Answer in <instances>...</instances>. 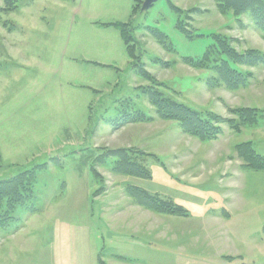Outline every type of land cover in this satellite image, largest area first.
<instances>
[{
	"label": "rangeland",
	"instance_id": "1",
	"mask_svg": "<svg viewBox=\"0 0 264 264\" xmlns=\"http://www.w3.org/2000/svg\"><path fill=\"white\" fill-rule=\"evenodd\" d=\"M12 1L0 12V180L45 166L25 206L0 209L10 216L0 226V264H264V171L237 149L252 141L264 156V64L238 66L248 76L232 89L216 79V53L203 67L186 61L202 59L214 34L264 53L252 17L222 13L216 0H139L135 16L136 0ZM115 22L127 23L138 58ZM153 88L218 116L222 134L201 140L160 118ZM244 108L256 110L257 125L241 122ZM136 111L151 120L115 128ZM119 149L150 177L117 173ZM131 187L190 215L147 210Z\"/></svg>",
	"mask_w": 264,
	"mask_h": 264
},
{
	"label": "trees",
	"instance_id": "2",
	"mask_svg": "<svg viewBox=\"0 0 264 264\" xmlns=\"http://www.w3.org/2000/svg\"><path fill=\"white\" fill-rule=\"evenodd\" d=\"M216 1L222 13L232 11L236 16L249 14L256 27L264 31V0ZM12 2V0H5L6 7H0V12L10 8ZM138 4L139 0H136L133 7V14L137 12ZM174 8V11H178L177 8ZM113 25L120 30L131 60L138 58L139 55L132 44V40L126 34L125 28L127 23L115 22ZM177 27L191 38L190 31L186 29L183 24L178 22ZM151 31L155 39L164 47L170 48L168 36L165 33L158 29ZM213 40V46L206 50L202 59L194 60L192 58H186V61L192 63L194 66L203 67L205 63L211 60L212 54L216 53L218 59L216 60V65L213 67L218 75L216 79H219L228 88L236 89L240 87V85H243L247 79L248 75L238 69V66L244 65L252 67L264 64V53L258 50L248 49L245 52L237 51L236 48L231 45L228 38L217 34L213 35ZM134 65L138 74H141L144 78H148L149 75L144 72L143 69L140 70V66L137 68L138 64L136 62ZM146 92L150 103L156 108L158 116L162 119L178 121L187 133L205 141L217 139L218 136L222 134V129L218 125L221 120L218 116L208 114L204 117L199 111L172 100L157 89L153 88L149 91L146 89ZM240 117L241 122L247 125H257L258 123L257 112L254 109L244 108L240 110ZM150 120L151 118L142 111L125 112L121 116L119 122L115 123V128L129 123H139ZM237 149L239 156L245 161L247 167L258 171H264V156L254 149L252 141L240 143ZM112 155L118 158L114 166V170L117 173L143 178L150 177L149 169L141 162L134 161L124 150L119 149L114 151ZM44 166L45 165H39L34 170H26L10 179L0 180V209L6 205L8 211H14L18 206H25L32 198V185L36 182V171L38 168ZM128 192L136 204L147 209L149 208L153 211L169 215L184 217L190 215L189 211L184 206L176 203L174 200L149 193L141 187H131ZM8 219H10L9 215H4V217L0 216V226L5 227Z\"/></svg>",
	"mask_w": 264,
	"mask_h": 264
},
{
	"label": "crops",
	"instance_id": "3",
	"mask_svg": "<svg viewBox=\"0 0 264 264\" xmlns=\"http://www.w3.org/2000/svg\"><path fill=\"white\" fill-rule=\"evenodd\" d=\"M61 1V0H60ZM75 1V0H74ZM117 28V27H116ZM118 29V28H117ZM119 30V29H118ZM119 32H120V30H119ZM120 36L122 37V35H121V32H120ZM123 39V38H122ZM123 42H124V40H123ZM125 43V42H124ZM148 210V209H147ZM227 217V216H226ZM258 249H257V251L258 250H263V246H256Z\"/></svg>",
	"mask_w": 264,
	"mask_h": 264
},
{
	"label": "water",
	"instance_id": "4",
	"mask_svg": "<svg viewBox=\"0 0 264 264\" xmlns=\"http://www.w3.org/2000/svg\"><path fill=\"white\" fill-rule=\"evenodd\" d=\"M156 0H146L145 1V6H146V4L149 6V5H151L153 2H155Z\"/></svg>",
	"mask_w": 264,
	"mask_h": 264
}]
</instances>
